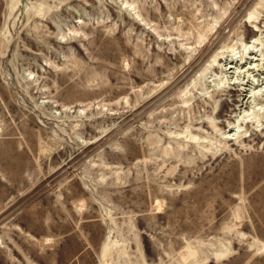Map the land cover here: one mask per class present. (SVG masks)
Returning a JSON list of instances; mask_svg holds the SVG:
<instances>
[{
  "label": "rangeland",
  "instance_id": "rangeland-1",
  "mask_svg": "<svg viewBox=\"0 0 264 264\" xmlns=\"http://www.w3.org/2000/svg\"><path fill=\"white\" fill-rule=\"evenodd\" d=\"M0 264H264V0H0Z\"/></svg>",
  "mask_w": 264,
  "mask_h": 264
},
{
  "label": "bare ground",
  "instance_id": "bare-ground-1",
  "mask_svg": "<svg viewBox=\"0 0 264 264\" xmlns=\"http://www.w3.org/2000/svg\"><path fill=\"white\" fill-rule=\"evenodd\" d=\"M233 61H230L229 63H227V64H229V65H227V69H228V71L231 73V81H232V83H233V85L234 84H237V86L239 85V86H241L242 88H241V91H242V97H241V105H244V104H247L248 102H250V103H252V101L254 100V97L256 96V94H257V92H255V91H253L251 88H248V81L246 80V79H242V78H240L239 77V75H238V73H240L241 71H240V68H241V66H238L236 63V65H232L231 63H232ZM234 63V62H233ZM231 70V71H230ZM227 71V70H226ZM227 71V72H228ZM231 83V82H230ZM254 105V104H253ZM257 105V104H256ZM254 109H256V107H253ZM244 109V108H243ZM242 109V110H243ZM247 113L248 112H246V115H247ZM245 115V114H244ZM243 115V116H244ZM243 116H242V118H243ZM238 118H240L241 119V117L239 116ZM256 119V118H255ZM242 120V119H241ZM236 126L237 125H230L229 126V129L230 130H236V129H234V128H236ZM229 130V131H230Z\"/></svg>",
  "mask_w": 264,
  "mask_h": 264
}]
</instances>
